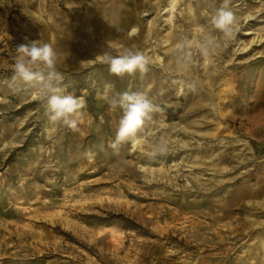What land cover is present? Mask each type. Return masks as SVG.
<instances>
[{
	"label": "rangeland",
	"instance_id": "obj_1",
	"mask_svg": "<svg viewBox=\"0 0 264 264\" xmlns=\"http://www.w3.org/2000/svg\"><path fill=\"white\" fill-rule=\"evenodd\" d=\"M220 3L0 0V264H264V0H230L231 38L211 23ZM35 40L86 102L76 131L13 80L16 47ZM125 48L146 74L95 60ZM124 91L160 110L114 150L109 100Z\"/></svg>",
	"mask_w": 264,
	"mask_h": 264
},
{
	"label": "clouds",
	"instance_id": "obj_2",
	"mask_svg": "<svg viewBox=\"0 0 264 264\" xmlns=\"http://www.w3.org/2000/svg\"><path fill=\"white\" fill-rule=\"evenodd\" d=\"M230 0H221L215 8L211 23L225 38H231L235 17L229 9ZM134 32L135 29H132ZM208 41L200 45V51L208 53ZM187 40L177 45V62L183 65L191 63L192 57L184 51ZM17 56L13 65V80H19L24 85L35 89L34 99L45 106L48 118L52 123L62 122L72 129L78 130L76 117L81 115V109L86 102L82 97L68 93L63 87L65 75L57 69V53L48 43L40 40L29 41L16 47ZM99 63L107 65L111 74L123 78L139 72L141 75L149 71V59L139 51L125 48L121 53L101 51L95 56ZM84 61H81L83 63ZM110 86V85H109ZM112 108H120L122 116L116 130L115 140L110 144L114 150L125 143H136L146 123L152 120V114L159 111V106L143 92H116L109 100ZM167 143L161 138L153 146L152 155L163 154L167 151ZM86 155H92L89 150Z\"/></svg>",
	"mask_w": 264,
	"mask_h": 264
},
{
	"label": "bare ground",
	"instance_id": "obj_3",
	"mask_svg": "<svg viewBox=\"0 0 264 264\" xmlns=\"http://www.w3.org/2000/svg\"><path fill=\"white\" fill-rule=\"evenodd\" d=\"M241 68H242V67H241ZM237 74H238L237 72H234V71L230 68V70H229V72H228L229 80H231L232 82L235 81V82H238V83L243 82V81H242V77L239 78V77L237 76ZM239 74H240V72H239ZM229 97H230V103H229L230 106H232L235 102H237V100H239V99L234 100V94H233V93H230ZM239 98H240V96H239Z\"/></svg>",
	"mask_w": 264,
	"mask_h": 264
}]
</instances>
